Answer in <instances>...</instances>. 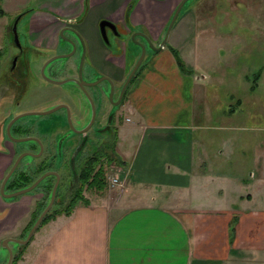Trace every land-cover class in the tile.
I'll return each instance as SVG.
<instances>
[{"label": "crops", "instance_id": "obj_1", "mask_svg": "<svg viewBox=\"0 0 264 264\" xmlns=\"http://www.w3.org/2000/svg\"><path fill=\"white\" fill-rule=\"evenodd\" d=\"M178 1L41 0L32 7L31 0H0V8L7 19L28 16L27 43L44 57L68 51L56 30L69 23L84 41L87 71L92 66L122 79L134 51L127 50L128 37L119 40L112 31V44H106L99 20H112L124 33L147 29L158 45ZM172 29L127 87L125 120H113L125 170L114 203H77L70 213H56L39 225L40 234L33 233L28 246L9 242L14 253L23 249L16 264H264V137L254 170L223 165L228 142L216 149L205 131L218 116L219 99L198 83L205 74L193 73L195 59L184 54L182 36ZM79 56L77 50L69 57L72 68ZM256 79L250 87H257ZM11 160L9 154L0 158V180ZM41 193L0 195V241L25 237ZM6 255L0 248V263Z\"/></svg>", "mask_w": 264, "mask_h": 264}, {"label": "rangeland", "instance_id": "obj_2", "mask_svg": "<svg viewBox=\"0 0 264 264\" xmlns=\"http://www.w3.org/2000/svg\"><path fill=\"white\" fill-rule=\"evenodd\" d=\"M40 1L31 0L30 5L33 7ZM2 15L0 14V88L3 85V81L11 83V75L7 74L10 62L9 56L15 54L18 48L10 35V28L16 15L10 14L9 19L6 16L2 17ZM27 19L28 16H22L17 21L19 42L23 46L26 44L29 46L27 43ZM5 23L6 25H4ZM172 27L171 32L173 34L179 31V34L182 36L181 44L185 47V50L184 48L182 49L184 50V54H187L188 58L191 57V60L195 59L196 65L193 66V73L199 76L205 74V78H200L201 81L198 83H203V87L206 86L207 94H211V96L216 95L219 99L216 105L218 110H216L215 114L218 116L209 120L211 123V125L209 124L210 129H205L209 133V137L212 138V146L216 149L220 148V146L224 145L222 142L225 140V142H228L226 143L228 148L225 147L222 154L224 157L223 165L232 166L233 168L239 167L247 170V173L249 170H254V167L257 166L256 161H254L258 158L257 149H263L261 143L262 137H264V34L262 32L264 30V0H187L180 9ZM108 30L111 32L110 29ZM135 41V38L131 37L130 42L134 44ZM154 42H156V39ZM154 42L151 40V46L149 45L145 51L143 62L152 54L153 47L156 46ZM134 49L136 55L135 59L132 60H135L133 61L135 63L139 56L137 55L139 51L136 46H134ZM43 52L42 49H37L33 53L28 51L21 56L20 61L26 60L29 63L31 82L27 92L22 98L18 99L17 103L13 101V94L9 92L0 98V124L3 120L7 122L10 120L13 115L9 116V113L44 110L59 102H64L70 107L72 112L70 117L73 124L78 128L83 127L80 124L84 120H87V124L91 116L88 98L75 88L73 82L52 83L43 78L40 71V66L44 61ZM52 52L53 50H51ZM68 61V57L56 58L46 68V71L59 76V65ZM129 69V65H127V73ZM245 75H248L249 79H245ZM255 79L257 87L252 88L250 86L254 84ZM222 81L223 85H220L218 82ZM215 90L216 94L213 93ZM237 98L240 101L238 104L236 102ZM93 103L96 109L95 120L85 132L74 133L69 129L67 124L61 125L62 128H59V130L55 128L54 117L58 116L60 117L59 119L61 117H63V120L65 119L63 107L51 114L24 115L20 117L21 120H27L28 122L39 121V119L44 120L36 131L33 129L25 130L28 133L26 135L38 134L39 136L37 137L42 139L43 153L41 156L43 158L52 152L56 154V151L58 153L62 151L58 159L53 160V158H50L44 164H39V168L33 171L32 169L29 170L31 172L27 173L28 179L23 181L25 183L24 186H26L40 175V171L46 170L50 165L55 167L54 169L59 172L60 181L56 190L58 196L55 197L53 208H62L68 204L74 189L78 185L79 170L84 166L86 158L96 153H100L101 155V161L106 173V184L101 190L93 187H84L81 190V194L88 200L87 204L93 203L99 206L109 201L114 203L120 193L119 191H121L117 185L118 182L114 184L109 182V177L115 175L119 177L120 181L124 178L125 172L120 160H115L119 154L117 140L115 139L116 134L113 131L112 125L114 121L121 122V120H125L126 113L123 111L122 104L116 110L113 119L107 121L108 114L110 118L112 114L110 112L112 107H109V103H104L102 98L96 95V93L93 95ZM230 106L233 107V110H230ZM75 111H80L84 114L83 119L75 116L73 114ZM221 114L224 115L222 116ZM47 119H51L50 123L48 122V125L43 124L45 121H48ZM106 125L109 126L107 127ZM48 131H51L52 134L50 132L51 135H45ZM26 143L28 142H6L9 151H14L13 157L17 155L19 150L24 148ZM2 144L0 140V150L3 148ZM108 156L115 159L108 162L106 160ZM13 157L12 160H14ZM38 160L37 158H24L21 162L19 161V166L15 173L18 174L21 169L31 168ZM14 176L12 175V177ZM48 176L35 188L30 190L42 192V201H39L37 204L41 206V209L50 196L51 186L49 184L54 182V177ZM10 178H8L7 182ZM23 183L19 181L12 185L13 187H17ZM5 189L13 190L11 185ZM21 194L16 196H20ZM261 198H264V194ZM80 202L78 200L77 203ZM37 205L33 214L39 212L37 211ZM40 230H42L41 226L34 231L33 236L35 237ZM4 238L0 241V248L6 252L7 250L3 246ZM27 243L25 247L29 245ZM23 247L24 244L20 245L19 248ZM17 252L18 259L13 263V256L15 255L13 252L10 264H16L22 257L23 249ZM7 256L8 253L5 262Z\"/></svg>", "mask_w": 264, "mask_h": 264}, {"label": "flooded vegetation", "instance_id": "obj_3", "mask_svg": "<svg viewBox=\"0 0 264 264\" xmlns=\"http://www.w3.org/2000/svg\"><path fill=\"white\" fill-rule=\"evenodd\" d=\"M180 1V0H179ZM178 1V2H179ZM178 4V3H177ZM176 4V5H177ZM22 17V16H21ZM102 19V18H101ZM100 19V20H101ZM107 20H110V19H108V18H106ZM99 20V21H100ZM113 24H114V27L113 28H111L110 26H106L105 27V33H106V36H107V39H104L103 38V36H102V34H101V32H100V34H101V37H102V39H103V41L106 43V44H109V45H111L112 43H111V41L109 40V38H108V34H107V31L109 32V30L108 29H110V31H112L113 32V34L115 35V37H117V38H119V40H123L124 39V37H128V42H129V47L127 48V50H129V51H131V50H133L134 51V55H136V52H135V49H134V46H136L137 48H138V54L137 55H140V52H141V47H140V45H139V43L138 42H140V43H142L143 44V46L145 47V51L147 50V48H148V46H149V44H148V42H147V40L148 39H150L151 40V37H150V34H149V32H148V30L147 29H138V28H136V29H134V30H131L129 33H124L125 31L124 30H119L118 29V27H117V25H116V23L115 22H113L112 20H110ZM68 26H71L69 23H67V22H63V23H61L59 26H58V28H57V30H56V35H57V39L60 41V43L61 44H63V43H65V44H67V45H69V49H68V51H65V52H59V53H67V52H69L71 49H72V46H71V44L68 42V41H66V39L64 38V37H62V35H61V31L63 32V36H67V37H70V38H72L75 42H76V45H75V50L73 51V53L71 54V55H73L77 50H78V53L80 52V56H79V59H78V61L74 64V67L72 68V66H71V64H70V61H68V62H64V63H62V64H60L59 66V69H60V72H59V76H57V75H54V74H51L50 72H47L46 71V68L47 67H49L50 66V64L51 63H53V61L54 60H52V61H49L45 66H44V69H43V71H44V73L46 74V75H48V76H50V77H53V78H62V79H64V78H73V77H78V65H79V62H80V59H81V57H82V53H83V48H82V46H81V44H80V42H79V40H78V38L75 36V34H73L72 33V31L71 30H69L68 29ZM72 27V26H71ZM76 30V29H75ZM77 31V30H76ZM124 31V32H123ZM27 33L29 34V29L27 30ZM77 33L79 34V32L77 31ZM165 33V32H164ZM11 37H12V40L14 41V43L18 46V48H17V52L15 53V54H11L9 57H10V62H9V64H8V68H7V74H9V75H11L10 76V82L11 83H8V82H6V81H3L2 83H3V85H1V88H0V98L1 97H3L4 95H6L8 92L9 93H12L13 94V101H15L16 103L18 102V99L19 98H22L23 97V95L27 92V89L29 88V85H30V82H31V72H30V68H29V63L26 61V60H23V61H20V58H21V56L23 55V54H25L26 52H28V51H31V53H33L34 51H36L37 49L35 48V47H33V46H31V44H29V46L26 44V45H20V42L19 43H17L15 40H14V36H13V33H12V30H11ZM79 36L82 38V36L79 34ZM133 36V37H132ZM163 36H164V34H163ZM163 36H162V38H163ZM131 37L132 38H135V42H134V44H133V42L131 43L130 41H131ZM18 39H19V35H18ZM83 40V39H82ZM84 42V41H83ZM78 48V49H77ZM85 48V47H84ZM131 49V50H130ZM55 54H57V53H55ZM52 54H50V55H48V56H45L44 58H43V63L41 64V66H40V71H41V67H42V65L44 64V62L51 56ZM54 55V54H53ZM71 55H68V56H66V57H68V59H69V57L71 56ZM144 56H145V53H144ZM144 56H143V59H144ZM139 57V56H138ZM137 58V57H136ZM138 59V58H137ZM143 59H142V61H141V63H140V65L138 66V68H137V70L139 69V67L141 66V64L143 63ZM67 60V59H66ZM137 61V60H136ZM134 64H132L131 65V67H130V69H129V71L131 70V68H132V66H133ZM91 66V65H90ZM91 69H92V72L91 73H89L88 71H87V68H86V64L84 63V56H83V64H82V67H81V75H82V78H83V80H85V81H87V82H91V81H95V80H97V79H99V78H101L102 76H107L109 79H110V81L111 82H109L107 79H100L99 81H98V83H96L95 85H89V86H85V89L88 91V93H89V96H91V99H92V102H93V95H94V93H96V95H98L99 97H101L102 98V101L104 102V103H109V107H112L111 109H110V112H112V114H111V118L109 117V114H108V119H107V121L109 120L110 121V119H113V117L115 116V114H116V110L118 109V107L119 106H121L122 104H123V102H124V100H125V94H126V91H127V87L129 86V84H130V82H131V80L133 79V77L135 76V73L137 72V70L135 71V73H134V75L132 76V78H131V80H130V82H128V84H127V86H126V88H125V90L123 91V93H122V95H121V98H120V100H119V102L117 103V104H115V102L118 100V98H119V96H120V93H121V88H122V85H123V82L125 81V79H126V77H127V75H128V73H126L125 75H124V77L122 78V79H117V78H114V77H112V76H110V75H108V74H105V73H103V72H100V71H98L95 67H92L91 66ZM57 72V71H56ZM62 74V75H61ZM70 82H73L74 83V85H75V88L76 89H78V90H80L85 96H86V98H88V101L90 102V112H91V116H92V114H93V112H92V105H93V108H94V118H93V121H92V123H91V125L93 124V122H94V120H95V113H96V109H95V106H94V103H92L91 104V101H90V99H89V97L81 90V88L79 87V85L78 84H76L74 81H72V80H69ZM49 82V81H48ZM111 87H112V92H111V98L109 97L110 96V90H111ZM61 103H64V102H59V103H57V104H61ZM57 104H55L54 106H56ZM65 104H67V103H65ZM53 107V106H52ZM63 107V109H64V120H63V117H61V119H59L60 117H54V119H53V121H55V123H56V129L58 128V130H59V128H62V126L61 125H63L64 126V124H67V126L69 127V129L72 131V132H74V133H76V131H74L73 129H72V127L70 126V124H69V122H68V116L70 117L71 116V114H72V112H71V110H70V107L68 106V104H67V107H68V109L66 108V107H64V106H62ZM62 107H59V108H57V109H55L54 111H52V112H55V111H57L58 109H60V108H62ZM51 108V107H50ZM47 109H49V108H47ZM44 110H46V109H44ZM103 110V109H102ZM28 111V110H27ZM39 111V110H38ZM21 112H24V111H20V112H18V113H21ZM52 112H50V113H47V114H51ZM17 112H15V113H9V116H14V115H16V114H18ZM75 116H78V118L79 119H83V115L84 114H82L80 111H78V112H74L73 113ZM33 115V114H32ZM35 115H38V114H35ZM41 115H45V114H41ZM12 116V117H13ZM91 116H90V119H91ZM11 117V118H12ZM10 118V119H11ZM90 119H89V121H90ZM48 120V119H47ZM61 120V121H60ZM70 120H71V117H70ZM42 121H44V120H41V119H39V121L38 120H35V121H30V122H28L27 120L26 121H24V120H21L20 118H18V119H16L11 125H10V128H9V130H10V133L11 132H13V133H11L12 135H14V136H35L36 135V137L37 136H39L38 134H34V135H26V134H28L25 130L26 129H33L34 131H36L37 129H39V125H41V122ZM49 121H51V119L50 120H48V121H46V122H44L43 124H47L48 125V122ZM57 121V122H56ZM78 121H80V120H78ZM89 121H88V123H89ZM9 122V121H8ZM8 122L7 121H4L3 120V122L0 124V140H1V143H3L2 144V146H3V148L0 150V158L3 156V155H11V157H13V152L12 151H9V149H8V147H7V144H6V142H9L10 140L8 139V135H7V124H8ZM86 122H87V120H84L83 121V123L82 124H80L81 126H83V127H81V128H84V126H87L88 125V123L86 124ZM7 123V124H6ZM50 123V122H49ZM71 123H72V125L76 128V129H81V128H78L75 124H73V122H72V120H71ZM86 124V125H85ZM4 125V126H3ZM6 125V126H5ZM47 125H44V126H47ZM90 125V126H91ZM43 126V127H44ZM89 126V127H90ZM107 127L109 126V125H106ZM88 127V128H89ZM87 128V129H88ZM106 128V127H105ZM50 132L51 131H48L45 135H47V134H50ZM85 132V131H84ZM5 133H6V136H5ZM78 133V132H77ZM33 134V133H32ZM51 134H52V132H51ZM50 134V135H51ZM40 139V138H39ZM41 140V142H42V139H40ZM10 142H12V141H10ZM23 142V141H22ZM26 142H28V143H26V145L24 146V148H22L21 150H19L18 152H17V155L19 154V153H21V152H23V151H30V152H38L39 151V145H38V143L36 142V141H34V140H27ZM29 142H31L30 144H29ZM12 143H14V142H12ZM79 143V142H78ZM42 144H43V142H42ZM51 144H52V141H51ZM80 144V143H79ZM61 146V145H60ZM59 148V147H58ZM57 148V149H58ZM61 152L62 151H60V153H58L57 151H56V154L54 153V152H52L50 155H48V156H46V157H42L41 155H42V153H43V151L38 155V156H32V155H24L22 158H21V160H20V162L24 159V158H27V157H30V158H37V159H39L38 161H37V163L35 164H33L32 165V167L31 168H25V169H21V170H19V171H21V172H24V173H28L29 172V170H31L32 169V171L33 170H35V169H37V168H39L40 167V165H42V164H44L46 161H48V160H50V158H53V160H55V159H58L60 156L59 155H61ZM16 155V156H17ZM16 156L15 157H13L14 159L16 158ZM94 156V155H93ZM87 159V158H86ZM12 162H13V160H12ZM12 162L10 163V166H11V164H12ZM50 163V162H49ZM40 164V165H39ZM9 166V167H10ZM18 166H19V163L17 164V166H16V168H15V170H17V168H18ZM9 167H8V169H9ZM55 167H52L51 165H50V167L49 168H47L46 170H55L54 169ZM7 169V170H8ZM57 169V168H56ZM14 170V171H15ZM45 169L44 170H42V171H40L39 173L41 174V173H43L44 171H46ZM13 171V172H14ZM31 172V171H30ZM29 172V173H30ZM50 176H53L54 177V181H55V176L54 175H50ZM48 176H46V178H47ZM60 181V180H59ZM54 183V182H53ZM53 183H52V185H53ZM52 185H51V188H52ZM57 188H58V186H57ZM57 190V189H56ZM50 191H51V189H50ZM56 196H58L57 194H56ZM55 196V197H56ZM48 200H49V198H48ZM48 200H47V202H48ZM47 202L45 203V204H47ZM54 203H55V200H54ZM53 203V204H54ZM53 206V205H52ZM52 206H51V208H52Z\"/></svg>", "mask_w": 264, "mask_h": 264}, {"label": "water", "instance_id": "obj_4", "mask_svg": "<svg viewBox=\"0 0 264 264\" xmlns=\"http://www.w3.org/2000/svg\"><path fill=\"white\" fill-rule=\"evenodd\" d=\"M187 0H180L178 2V4L175 6L174 10H173V13L169 19V22H168V25L165 29V33H164V36L163 38L161 39V41L159 42L158 45H156L155 47H153L154 51L155 50H158L159 48H161L167 41V37H168V34H169V31L180 11V9L182 8L183 4L186 2ZM22 13H19L15 19L13 20V23H12V26H11V30H12V33H13V36H14V40L19 43V39H18V32H17V21L18 19L21 17ZM99 29H100V32L103 36L104 39H107V36H106V33H105V27L106 26H110L111 28L114 27V24L110 21V20H107L106 18H102L100 21H99ZM68 29L72 31L73 34H75V36L78 38L82 48L84 49V42L82 40V38L79 36V34L77 33V31L75 30V28L71 27V26H68ZM61 35L62 37H64L66 39V41H68L71 46H72V49L67 52V53H57V54H54V55H51L45 62L44 64L42 65L41 67V74L43 76V78L46 80V81H49V82H52V83H64V82H67L69 80H72L74 81L76 84L79 85V87L81 88V90L89 97L90 101H91V104L93 103L92 102V99H91V96H89V93L88 91L85 89V86H89V85H95L96 83H98V81L100 79H107L109 82L110 79L107 77V76H102L101 78L95 80V81H91V82H87L85 80H83L82 78V75H81V67H82V64H83V56H84V50H83V53H82V57L80 59V62H79V65H78V77H73V78H60V79H57V78H53V77H50L48 75H46L43 71L44 69V66L49 62V61H52L56 58H61V57H66L68 55H71L73 53V51L75 50V45H76V42L70 38V37H67V36H63V32L61 31ZM133 37V36H132ZM148 44L151 46V40L148 39L147 40ZM140 47H141V52H140V55L137 59V61L134 63V65L132 66L131 70L129 71L125 81L123 82V85H122V88H121V93H120V96L118 98V100L115 102V104H117L121 98V95L123 93V91L125 90L128 82H130L132 76L134 75L135 71L137 70L138 66L140 65L142 59H143V56H144V53H145V47L143 46L142 43L138 42ZM111 92H112V87H111V90H110V98H111ZM67 107V104L65 103H61V104H57L56 106H53L49 109H46V110H28V111H24V112H21V113H18L16 115H14L8 122L7 124V135H8V139L12 142H22V141H27V140H34L38 143L39 145V151L38 152H30V151H23L21 153H19L16 158L13 160L11 166L9 167V169L6 171V173L3 175L2 179H1V182H0V195L4 198H11L13 196H16L18 194H21V193H25L27 191H30L32 190L33 188H35L46 176L48 175H54L55 176V181L52 185V188H51V191H50V196H49V200L47 202V204L43 207V209L41 210V212L38 214V216L36 217V219L34 220V222L32 223V225L30 226L29 230L27 231L26 235L24 238H15V237H5L4 240H3V246L4 248L7 250V253H8V256H7V260L5 263H0V264H10L11 260H12V255H13V251H12V248L11 246L9 245V242H15L16 244H19V245H23V244H26L30 237L32 236V234L34 233V231L36 230V228L39 226V224L41 223L42 219L44 218L45 214L49 211V209L51 208V206L53 205L54 203V200H55V196H56V189H57V186H58V183H59V180H60V176H59V172L56 171V170H46L44 171L43 173H41L36 179H34L30 184L26 185V186H23V187H20L18 189H15V190H12V191H6L5 190V185H6V182L8 180V178L11 176V174L13 173V171L15 170L17 164L19 163V161L21 160V158L24 156V155H32V156H38L42 150H43V144L41 142V140L36 137V136H14L10 133V125L18 118L24 116V115H35V114H47V113H50L52 111H54L55 109L59 108V107ZM92 116H91V119L88 123L87 126H85L84 128H81V129H76L72 123H71V120H70V117L68 116V122L70 124V126L72 127V129L76 132H84L92 123L93 121V118H94V108H93V105H92Z\"/></svg>", "mask_w": 264, "mask_h": 264}, {"label": "trees", "instance_id": "obj_5", "mask_svg": "<svg viewBox=\"0 0 264 264\" xmlns=\"http://www.w3.org/2000/svg\"><path fill=\"white\" fill-rule=\"evenodd\" d=\"M0 14H3V11H2L1 8H0ZM170 49H171L172 53L175 55V58H176V61H177L178 65L181 67V69H184L183 60L180 58L177 50L174 47H172V46H170ZM118 158H119V156H116V159L115 158H112L111 156H108L106 158V160L108 162L110 160H112V159H115V160L119 161L120 158L119 159ZM15 172H16V170L12 174L13 176L15 174V176L12 177V175H11V178L9 177L10 179L6 183V187H9V185H11V188L13 190L24 186L25 183H23V181H26L28 179L27 173H24V172L19 171L18 174H17ZM16 175H18V176L16 177ZM105 175H106V173H105V170H104V167H103V163L101 161V155H100V153H96V154H94V156L92 155L91 157H88L87 160L84 163V166L79 170V173H78V185L76 186V188L73 191V195L71 197V200L68 202V204H66V206H64L62 208H53L52 207L45 214V216L42 219L40 225L43 224V223H45L46 221H48L56 213H59V212H65L66 214L70 213V211L76 205V203L78 202V200L81 201L82 203L87 204L88 203V200H87V198L84 195L81 194V190L84 187L85 188H91V187H93V188H95L97 190H101L105 186V184H106V176ZM19 181L22 182L23 184L22 185H19L17 187H13L12 184H15L16 182H19ZM43 183H44V181H43ZM51 185L52 184L50 183L49 186H51ZM38 213L39 212H36V213H34L32 215V219H31L29 225H31L33 223V221L37 217ZM17 253L18 252H16L15 255L13 256V259H14L13 260V263L18 259Z\"/></svg>", "mask_w": 264, "mask_h": 264}, {"label": "built area", "instance_id": "obj_6", "mask_svg": "<svg viewBox=\"0 0 264 264\" xmlns=\"http://www.w3.org/2000/svg\"><path fill=\"white\" fill-rule=\"evenodd\" d=\"M109 182L112 183V184L119 182L118 176L115 175V176L109 177Z\"/></svg>", "mask_w": 264, "mask_h": 264}]
</instances>
